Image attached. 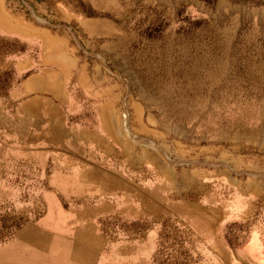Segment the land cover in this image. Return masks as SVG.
Segmentation results:
<instances>
[{"label":"rangeland","instance_id":"obj_1","mask_svg":"<svg viewBox=\"0 0 264 264\" xmlns=\"http://www.w3.org/2000/svg\"><path fill=\"white\" fill-rule=\"evenodd\" d=\"M63 2L92 11L85 0ZM101 3L98 13L122 29L112 73L144 103L146 123L154 127L145 144L164 151L176 168L192 159L193 205L189 215L130 218L98 226L97 234L61 220L44 222L66 236L28 229L36 246L50 251L46 259L31 253L28 262L264 264V197L252 208L236 209L228 205V192L226 202L206 209L199 196L204 185L195 182L206 171L203 163L210 173L223 171L228 189L253 180L264 195V0ZM16 166L0 170V244L14 236L30 210L19 207L32 193L23 191L30 179Z\"/></svg>","mask_w":264,"mask_h":264},{"label":"crops","instance_id":"obj_2","mask_svg":"<svg viewBox=\"0 0 264 264\" xmlns=\"http://www.w3.org/2000/svg\"><path fill=\"white\" fill-rule=\"evenodd\" d=\"M85 1L91 13L63 0H40L36 15H26L0 0V170L17 165L30 179L23 191L32 193L31 201H19L30 210L0 244V263L41 264L27 256L46 259L50 251L36 246L28 229L65 235L47 221L97 234L98 226L130 218L189 215L193 205L192 159L176 168L164 151L145 144L154 127L146 123L144 103L110 68L122 29L98 13L101 0ZM200 168L206 171L195 182L204 185L199 196L206 209L226 202L228 192L236 209L264 197L256 181L228 189L221 169Z\"/></svg>","mask_w":264,"mask_h":264},{"label":"built area","instance_id":"obj_3","mask_svg":"<svg viewBox=\"0 0 264 264\" xmlns=\"http://www.w3.org/2000/svg\"><path fill=\"white\" fill-rule=\"evenodd\" d=\"M37 3L39 2L36 0H8L7 7L13 12L35 15L34 11Z\"/></svg>","mask_w":264,"mask_h":264}]
</instances>
